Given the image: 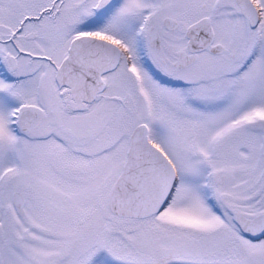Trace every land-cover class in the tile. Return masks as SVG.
Wrapping results in <instances>:
<instances>
[{
  "label": "snow or ice",
  "instance_id": "1",
  "mask_svg": "<svg viewBox=\"0 0 264 264\" xmlns=\"http://www.w3.org/2000/svg\"><path fill=\"white\" fill-rule=\"evenodd\" d=\"M0 264H264V0H0Z\"/></svg>",
  "mask_w": 264,
  "mask_h": 264
}]
</instances>
